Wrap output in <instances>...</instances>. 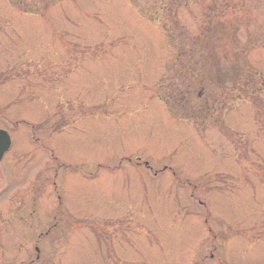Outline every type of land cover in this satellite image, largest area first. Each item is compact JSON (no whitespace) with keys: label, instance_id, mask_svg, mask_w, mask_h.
<instances>
[{"label":"rangeland","instance_id":"rangeland-1","mask_svg":"<svg viewBox=\"0 0 264 264\" xmlns=\"http://www.w3.org/2000/svg\"><path fill=\"white\" fill-rule=\"evenodd\" d=\"M189 58L224 74L193 86L192 123L173 110ZM14 122L11 154L46 126L59 161L48 208L61 203L63 251L48 264H93L88 225L106 219L132 264H264V0H0V126Z\"/></svg>","mask_w":264,"mask_h":264},{"label":"flooded vegetation","instance_id":"flooded-vegetation-1","mask_svg":"<svg viewBox=\"0 0 264 264\" xmlns=\"http://www.w3.org/2000/svg\"><path fill=\"white\" fill-rule=\"evenodd\" d=\"M46 199V178L41 171L25 177L0 174V264H47ZM110 237L99 239L105 256L93 264H127L122 252L111 251Z\"/></svg>","mask_w":264,"mask_h":264},{"label":"water","instance_id":"water-1","mask_svg":"<svg viewBox=\"0 0 264 264\" xmlns=\"http://www.w3.org/2000/svg\"><path fill=\"white\" fill-rule=\"evenodd\" d=\"M2 133L0 132V135H1ZM1 152H2V150H1Z\"/></svg>","mask_w":264,"mask_h":264},{"label":"trees","instance_id":"trees-1","mask_svg":"<svg viewBox=\"0 0 264 264\" xmlns=\"http://www.w3.org/2000/svg\"><path fill=\"white\" fill-rule=\"evenodd\" d=\"M212 53H210V56H211Z\"/></svg>","mask_w":264,"mask_h":264}]
</instances>
